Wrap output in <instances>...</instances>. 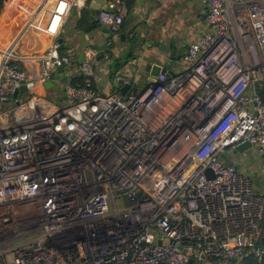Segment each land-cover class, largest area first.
<instances>
[{
	"label": "built area",
	"instance_id": "built-area-1",
	"mask_svg": "<svg viewBox=\"0 0 264 264\" xmlns=\"http://www.w3.org/2000/svg\"><path fill=\"white\" fill-rule=\"evenodd\" d=\"M92 0H68L88 9ZM129 0H109L120 9ZM67 3V2H66ZM52 23L62 32L66 11ZM208 30L142 94L92 89V49L52 115L36 97L0 123V264H242L264 256V193L228 162L250 143L264 156V0H207ZM98 19L118 33L123 18ZM57 40L39 60L46 83L71 58ZM34 81L0 64V106ZM22 104V103H21ZM19 104V105H21ZM226 160L222 161V156ZM211 172V177L207 171Z\"/></svg>",
	"mask_w": 264,
	"mask_h": 264
},
{
	"label": "crops",
	"instance_id": "crops-1",
	"mask_svg": "<svg viewBox=\"0 0 264 264\" xmlns=\"http://www.w3.org/2000/svg\"><path fill=\"white\" fill-rule=\"evenodd\" d=\"M106 2L109 3V0ZM65 3L68 4V0H8L0 13V64L9 59L26 72L30 81L35 82L32 92L23 95L21 105L10 100L0 106V123L14 121L15 116L24 110V105L30 100L25 102L26 95V99L36 97L38 111L46 116L54 114L66 104V83L61 81L76 72L77 66L67 67L60 80L55 82V87L49 90L45 83L35 80L39 74V60L55 40L58 42L59 38L64 39L65 49L60 53L69 56L72 63L78 61L87 49H92L93 44L102 45L106 42L99 19L97 21L89 11L98 27L90 31L83 29L80 23L85 9L71 6L70 3L62 32L57 39L54 38L52 23ZM132 3L130 12L124 16L119 14L122 5L120 9H116L124 21L121 32L132 34L135 30H140L145 48L151 47V50L145 52V56L157 54V63H165L171 52L175 51L176 57H182V60L179 63L171 62V67L176 75L183 73L186 70L183 57L189 46L198 42L208 30L207 0H133ZM101 12L102 10L98 11V16ZM127 20L129 25L125 24ZM156 45L163 46L168 52H160ZM95 56L93 64L96 71L92 80L94 90L102 95L115 93L104 66ZM111 57L110 54L108 60ZM146 66V62L139 65L135 76L137 85L132 87V93L138 87L146 88L149 77L145 71ZM117 95L124 97L120 93ZM228 162L250 177L257 184V190L264 193V156L257 147L240 155L231 153Z\"/></svg>",
	"mask_w": 264,
	"mask_h": 264
},
{
	"label": "water",
	"instance_id": "water-1",
	"mask_svg": "<svg viewBox=\"0 0 264 264\" xmlns=\"http://www.w3.org/2000/svg\"><path fill=\"white\" fill-rule=\"evenodd\" d=\"M114 12L117 13L116 9H111L106 0H92L89 5V11L91 15L98 21V11ZM126 25H129V20L126 21ZM123 26V25H122ZM118 33H113L110 28L106 25H100L101 31L104 34L106 42L104 44H93L92 49L96 53V60L100 61L104 66L108 78L112 83L113 92L120 93L123 96L132 94V87H136L135 76L138 73L139 65L142 62H146L147 66L145 71L149 74L147 85L154 84L156 78L163 74L167 73L170 77H175L176 73L171 67V62L177 61L181 62L182 57L177 56L176 52H171V56L166 59L165 63H157L158 55L151 54L145 56V52L151 50L150 46L145 48L144 43L142 42V35L140 30H135L132 34L121 32L122 27ZM94 40L93 37H91ZM58 43L59 51L65 49L64 39L59 38ZM149 45H152L151 43ZM159 47L160 52L167 53L168 51L163 46ZM122 51V54H120ZM112 55L111 60H108L109 55ZM85 60V55H80V59L76 62H73L70 67L79 66ZM152 61V62H151ZM66 67H60L55 72H53L49 80L45 83L47 90L55 87V82L59 81L61 76L64 75ZM96 71V66H94ZM76 73V72H75ZM74 75V73L72 74ZM71 75V76H72ZM68 77L64 78L61 82L66 83ZM26 82H21L22 86L15 91L14 99H17V104H21L24 94L28 93ZM253 146L250 143H244L236 147L233 150L235 155H240L245 151L252 149ZM226 155L222 156V161L226 159ZM207 175L211 177V172L208 170ZM259 185V184H258ZM257 188V184L255 185Z\"/></svg>",
	"mask_w": 264,
	"mask_h": 264
},
{
	"label": "trees",
	"instance_id": "trees-1",
	"mask_svg": "<svg viewBox=\"0 0 264 264\" xmlns=\"http://www.w3.org/2000/svg\"><path fill=\"white\" fill-rule=\"evenodd\" d=\"M8 0H0V13L3 12L4 8H5V4ZM133 0H129L127 2H124L122 4L121 10L119 12V14L122 16L128 14L132 8V3ZM80 27H82L83 29L90 31L91 29L97 28L98 24L96 23V21H93V18L90 16L89 13V9H85L83 10V14H82V19H81V23H80ZM61 55H65L64 53H61ZM84 81L83 76H81L80 74H75L73 77V83L74 84H82ZM92 89L93 85H92ZM256 91L259 93V95L262 97V99H264V82L259 83L256 85ZM263 247H264V241H263ZM242 264H264V256L263 258L260 260L255 254H251L249 256H247L245 258V260L243 261Z\"/></svg>",
	"mask_w": 264,
	"mask_h": 264
},
{
	"label": "rangeland",
	"instance_id": "rangeland-1",
	"mask_svg": "<svg viewBox=\"0 0 264 264\" xmlns=\"http://www.w3.org/2000/svg\"><path fill=\"white\" fill-rule=\"evenodd\" d=\"M141 88H142V90H141ZM143 89H144L143 86L138 87V88L134 91L133 95H134V96H137V95L142 94ZM26 97H27V95L25 96V102L28 101V100L30 99V97H29L28 99H26ZM22 101H24V100H22ZM25 102H24V103H25Z\"/></svg>",
	"mask_w": 264,
	"mask_h": 264
}]
</instances>
